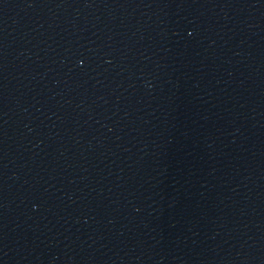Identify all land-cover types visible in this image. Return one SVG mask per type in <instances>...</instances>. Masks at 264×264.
Segmentation results:
<instances>
[{
  "label": "water",
  "instance_id": "95a60500",
  "mask_svg": "<svg viewBox=\"0 0 264 264\" xmlns=\"http://www.w3.org/2000/svg\"><path fill=\"white\" fill-rule=\"evenodd\" d=\"M0 264H264V0H0Z\"/></svg>",
  "mask_w": 264,
  "mask_h": 264
}]
</instances>
